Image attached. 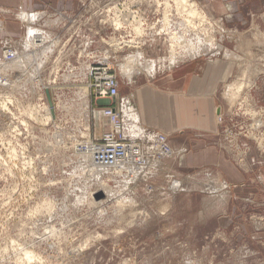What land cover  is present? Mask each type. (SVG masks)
Wrapping results in <instances>:
<instances>
[{"label":"rangeland","instance_id":"374dc122","mask_svg":"<svg viewBox=\"0 0 264 264\" xmlns=\"http://www.w3.org/2000/svg\"><path fill=\"white\" fill-rule=\"evenodd\" d=\"M193 1L199 7L195 20L174 0H0L2 29L23 25L0 36V59L9 45L36 60L34 73L42 69L41 85L28 97L13 90L22 106L0 108V132L24 126L20 137L15 132L16 138L3 139L0 134V264H264V0H235L236 19L234 12L215 15L211 0ZM23 12L38 18L23 24L18 16ZM117 17L120 27L114 24ZM190 20L200 32L189 28ZM29 27L43 43L26 47ZM173 34L180 39L173 41ZM206 37L212 42L208 51L192 55L179 47V52L178 46L189 41L196 46ZM91 39L85 52L83 46ZM225 57L235 65L215 94L220 122L217 126L215 118L217 129L207 140L247 175L244 186L230 182L215 167L190 165L186 141L199 133L169 137L146 132L140 117L139 94L145 86L158 87L167 77L179 79ZM102 61L114 67L121 81L126 137L144 140L151 149V137L162 133L173 151L153 160L155 165L137 185L116 183L103 169L90 172L83 132L88 124V139L100 137L94 130V110L107 103L87 93L85 110L83 73L74 75L73 69ZM153 63L157 72L150 74L147 65ZM21 76L27 91L31 83ZM238 81L245 86L229 99L228 87ZM49 89L50 118L45 121L40 111L36 120V112L28 120L24 103L29 98L35 110ZM78 89L83 90L76 95ZM10 91L6 89L4 98L15 101L7 95ZM11 113L16 114L14 122ZM23 248L40 261L29 262Z\"/></svg>","mask_w":264,"mask_h":264},{"label":"crops","instance_id":"0c3cea01","mask_svg":"<svg viewBox=\"0 0 264 264\" xmlns=\"http://www.w3.org/2000/svg\"><path fill=\"white\" fill-rule=\"evenodd\" d=\"M235 3L233 0H211L214 14L219 15V18L222 17L221 14L234 12L232 18L236 19V12L239 9ZM0 25L1 36L6 29L2 30V23ZM10 25L6 27V33L23 28V25H18L17 28ZM225 60L205 62L203 66L190 70V74L180 76L179 79L167 77L158 87L145 86L143 92L139 94L140 117L146 132L159 131L169 137L185 135L187 131L199 133L186 141L190 147L188 148L191 154L190 165L199 170L215 167L225 178L230 179V182L237 181L244 186L248 181L247 175L234 168L219 150L208 144L207 140L218 126L215 118L219 114V108L215 107V94L231 78L235 65ZM171 153L173 154L172 150ZM219 221L222 219L219 218L218 223Z\"/></svg>","mask_w":264,"mask_h":264},{"label":"built area","instance_id":"2783aa9c","mask_svg":"<svg viewBox=\"0 0 264 264\" xmlns=\"http://www.w3.org/2000/svg\"><path fill=\"white\" fill-rule=\"evenodd\" d=\"M91 44H93V39L87 41L84 44L83 49L85 52L91 48ZM14 49H15L14 47L9 46V49L4 53L5 60L7 61L13 60ZM0 61H4V59H0ZM78 71L83 73L82 75L85 82L82 85L86 86L85 89L87 90L88 96L89 95L95 96V99L98 102L107 103L105 107L94 110V115H95L93 119L94 130L100 131L101 135L100 137L94 136L93 139H91L90 137V144L88 147L84 146L85 150L90 151L93 164L96 165L97 167L104 168L103 171H106V173H111L112 175L111 177L113 179L118 180L119 177H121L125 179V181L128 183L137 182L140 175V173L138 174L137 172L139 169L133 166H125L126 164L124 162H128V161L132 163L142 162L140 166L141 168H145V169L149 168L150 162L152 163L153 160L163 159L164 156L167 157V155L171 153L169 146V137L162 133H158L154 137L152 136L151 139L153 138L152 144L154 147L151 149L148 148L149 143L144 140L137 141L132 138L126 137L127 124L123 117V109H121L123 105H121L120 95H119L120 82L115 74L114 67L111 66L108 61L106 63L104 61L98 63H92L89 66H85V68L79 67L78 70L74 68L73 69L74 75L75 73H78ZM41 72L42 69H40L38 72H35L37 73L38 81L41 80L40 79ZM39 85H41V83ZM5 92L6 89L0 87L1 110H5V111L8 110L9 105L19 108L15 101H9L7 100V97L4 98ZM40 97L41 99L39 100V103L42 104V106L40 104H38V106L41 108L42 114L44 115L46 113L50 114V112H47L45 110V106L48 108L47 98L44 95ZM10 98L16 99L14 98V93H12ZM57 102H61V97L57 98ZM30 108L33 109L32 105ZM97 112H100L101 114L100 127L99 125H97L99 121L97 118ZM15 115L16 114L11 113L12 122L15 121L16 118ZM29 119L30 121H33L34 115L33 117H28V120ZM21 127L23 129L24 126ZM25 128L27 129L30 135L31 133L30 128L29 127H25ZM21 130L19 125L15 124L13 127H10V130H8V128L3 129L0 132V134L2 138H6L5 136L7 132H11L13 138H16V133L17 136H19ZM87 131L90 134H92L91 127L88 124L85 129V132ZM122 169L123 171L120 174V171Z\"/></svg>","mask_w":264,"mask_h":264},{"label":"bare ground","instance_id":"6f19581e","mask_svg":"<svg viewBox=\"0 0 264 264\" xmlns=\"http://www.w3.org/2000/svg\"><path fill=\"white\" fill-rule=\"evenodd\" d=\"M175 1V4L177 5V6H179V7H187L189 10H190V12H188V13H190V16H194V20H195V17H197V16H199V13H198V5H197V3L195 2V1H193V0H174ZM116 9V8H115ZM121 13V12H120ZM186 13V12H185ZM203 14V13H202ZM205 14V13H204ZM19 16V18H20V20L23 22V24H30V23H33L35 20H36V18H38V15L37 14H35L34 12H32V13H22L21 15H18ZM200 17H201V15H200ZM130 18H132V17H130ZM202 19H203V17H202ZM206 20H208V19H206ZM134 21V20H133ZM127 22V21H126ZM189 22H192L191 20L189 21ZM188 22V25H189V28L194 32V31H196V33H197V30H198V32H200V30H199V26L198 25H196V23H189ZM210 22V21H209ZM123 23V22H122ZM199 23V22H198ZM114 24H115V26L116 27H120V24H121V22H120V19H119V17H117V19L114 21ZM201 24V23H200ZM205 24V23H204ZM213 25V24H212ZM202 26V25H201ZM209 26H211V25H209ZM212 27V26H211ZM119 29V28H118ZM136 29V28H135ZM138 29V28H137ZM136 29V30H137ZM189 29V30H190ZM204 29V28H203ZM3 30V29H2ZM185 30V29H184ZM143 31V30H142ZM142 31H140L141 33H142ZM205 31V30H204ZM211 31V30H210ZM35 32H37V30L36 29H33V28H31V27H29L28 28V36H27V38H26V40H27V43H26V47H31V43H33L34 42V45L33 46H35V44L36 43H38L39 41H43L42 39L40 40V36H37L36 37V34H35ZM162 32V31H161ZM170 32V31H169ZM192 32V33H193ZM207 32V31H206ZM135 33V32H134ZM136 33H137V31H136ZM179 33V32H178ZM184 33H185V31H184ZM138 34V33H137ZM137 34H135V35H137ZM175 34V33H174ZM173 34V35H174ZM139 35V34H138ZM207 35V34H206ZM209 35V34H208ZM140 36H141V34H140ZM177 35H174V36H172L171 37V39L173 40V41H176L177 40V38L178 39H180L179 37H176ZM187 36V35H186ZM191 36H192V34H191ZM194 36V35H193ZM195 36H198V35H196L195 34ZM200 36V35H199ZM210 37V36H209ZM137 38V37H136ZM192 38L193 37H191V41H192ZM198 38V37H197ZM196 38V39H197ZM199 38H201V37H199ZM208 37H206V39H207ZM212 38V37H211ZM188 39V38H187ZM190 39V38H189ZM205 38L203 39V40H205V41H203V42H199V43H197L198 45H192V43H189L188 42V44L189 45H181V46H178V49H179V47L180 48H184L185 50H187V52H189V54H192L193 55V52L196 54H198V52H195V51H200V52H204V51H208V48L210 47V44L212 43L211 42V40H206ZM180 41H183V40H180ZM180 41L178 40V44L180 43ZM188 41V40H187ZM193 41H194V39H193ZM199 41V40H198ZM104 42V41H103ZM184 42V41H183ZM195 42V41H194ZM194 42H193V44H194ZM211 42V43H210ZM43 43V42H42ZM174 43V42H173ZM176 43V42H175ZM176 43V44H177ZM210 43V44H209ZM186 44V43H185ZM215 45H216V42H215ZM177 46H172L171 45V47L172 48H177ZM209 46V47H208ZM218 46V45H217ZM215 47V46H214ZM172 48H171V50H172ZM212 48H213V45H212ZM9 49V45H7V47L5 48V50L3 51V55H4V53L7 51ZM183 49V50H184ZM214 49V48H213ZM27 50V49H26ZM185 50H184V52H185ZM215 50V49H214ZM175 51V50H174ZM213 51V50H212ZM216 51V50H215ZM173 52V51H172ZM179 52H180V49H179ZM178 52V53H179ZM183 52V53H184ZM209 52H211V51H209ZM208 52V53H209ZM138 53V52H137ZM173 53H175V52H173ZM177 53V52H176ZM181 53V52H180ZM207 53V52H206ZM212 53V52H211ZM194 54V55H195ZM210 54V53H209ZM13 55H14V58H13V60H11V61H7V60H5V55H4V57L3 58H1V59H4V61H0V87H2V88H4V89H11L12 91H10V92H8L7 93V95L9 96V97H11V95H12V92H13V90H15V91H20V90H22V93L25 95V94H27L25 97H28V92H30L31 90H33V89H35V88H39V84H40V81H38V79H37V73H34V71L35 70H37V68H35V59L34 60H32L30 57H28L26 54H24V52L23 51H19V52H17L15 49L13 50ZM185 55V54H184ZM200 55H203V54H200ZM173 56H175V55H173ZM176 56H178V55H176ZM175 56V60L176 59H178V57H176ZM180 56V55H179ZM187 56V55H186ZM190 56V55H189ZM138 57V56H137ZM181 57V56H180ZM180 57H179V59H180ZM184 57V56H183ZM139 58V57H138ZM226 58V57H225ZM234 58H235V56H234ZM233 58V59H234ZM172 59V58H171ZM192 59H194V58H192ZM227 59V58H226ZM175 60H174V62H175ZM125 61V60H124ZM131 61V60H130ZM129 61V62H130ZM141 61V60H140ZM145 61V60H144ZM233 61V60H232ZM37 62L39 63V64H41L42 63V58L41 57H38L37 58ZM133 63L134 62H136V61H134V59H133V61H132ZM138 62V63H137ZM137 64H139V61L137 60ZM152 62V61H151ZM150 62V63H151ZM135 63V64H136ZM163 63V62H162ZM176 63V62H175ZM128 64H130V67H131V64L132 63H127V64H125L126 66L128 65ZM134 65V64H133ZM132 65V67L134 68V66ZM143 65V64H142ZM129 66V65H128ZM137 66V65H136ZM141 66V64H139V67ZM144 66V65H143ZM147 66H149V69H148V67H147V71L150 73V74H154V73H156L157 72V64H150V65H147ZM142 67V66H141ZM128 68V67H127ZM126 68V69H127ZM124 69V68H123ZM122 69V70H123ZM129 69V68H128ZM138 69V68H137ZM15 70H17L18 72H19V74H15V75H13L12 74V72L13 71H15ZM123 71H125V70H123ZM130 71H131V69H130ZM139 71V70H138ZM132 72V71H131ZM134 72V71H133ZM136 73V72H135ZM134 73V74H135ZM147 73V72H146ZM21 75H23V76H25V78H26V80L28 81V82H30L31 83V85H30V87H28L27 88V91H26V89H24L23 87L24 86H22L23 85V83H22V81H21ZM131 75V74H130ZM133 76V75H132ZM150 76V75H149ZM36 82V83H35ZM121 82V81H120ZM245 86V84L242 82V81H238V82H235V83H233L232 85H230L229 87H228V90H227V92H228V97H229V99L230 98H232L233 96H238V94L240 93V92H242L241 90L243 89V87ZM24 89V90H23ZM82 90L83 89H78V91L76 92V95H78V94H81L82 93ZM25 92V93H24ZM33 94V93H32ZM34 95V94H33ZM37 95V94H36ZM35 95V96H36ZM44 95V94H43ZM83 95L84 96H86L87 95V90L85 89V90H83ZM34 96V97H35ZM46 96H50L51 97V90L49 89V90H46V94H45V97ZM17 99V98H16ZM15 99V101H16V104H17V106L19 107L20 105H21V101H18V100H16ZM51 100H52V97H51ZM89 100H88V98H87V96H86V103L83 105V108L85 109V110H87L88 108H89V106H88V104H87V102H88ZM49 102H50V100H49V98H48V104H49ZM31 104H33V103H31L30 102V99L28 98V101L27 102H25L24 103V105L25 106H27V108L25 107H22L24 110H23V112L25 113V114H27V116H29V117H33V115L35 114V112H36V118H35V120L38 118V116H39V113H40V111H41V108L37 105V104H35V110L34 109H32V108H30V107H28L29 105H31ZM51 105V104H50ZM50 105H48V108L45 106V110L47 111V112H51V109H49V106ZM82 110V109H81ZM221 110V109H220ZM222 112V111H221ZM82 115H84L86 118H87V115H88V113H84V114H82ZM218 115H221L220 113L218 114ZM50 116H51V114H49V113H46L45 114V117H43L44 118V120L46 121V120H48L49 118H50ZM100 116H101V114H100V112H97V118H98V124L97 125H99V127L101 126L100 125ZM128 116L130 117V118H133L132 117V115L131 114H128ZM217 119H218V122H220L219 120H220V116H218V117H216ZM218 125V124H217ZM134 129H136L135 131H137V129L140 131V126H138V127H135ZM138 133V132H137ZM142 133H143V129H142ZM89 136H90V133L87 131V132H83V137H84V139H85V143L83 144V145H85L86 144V146L88 147L89 146V144H90V139H88L89 138ZM6 138H3V139H7V138H13V136L11 135V133L10 132H7V134H6V136H5ZM14 139V138H13ZM151 140V139H150ZM4 143V142H3ZM60 143V142H59ZM58 143V144H59ZM88 151V153H89V161H88V163L90 164V166L93 168V170L91 171L90 170V172H91V174H92V172H96V169L98 170V169H100V170H104V168H102V167H97L96 165H94L93 164V160H92V156H91V154H90V151L89 150H87ZM6 152V151H5ZM13 154H18L17 152H16V150L14 149L13 150V152H12ZM85 153H87V152H85ZM82 154H84V153H82ZM16 156V155H15ZM22 156V155H21ZM126 165L125 166H133V167H137L139 170L137 171L138 172V174L140 173V175H139V178H138V180H137V182H135V183H128V182H126L125 181V179H123V178H121V177H119V179L118 180H115V181H117L116 183H118V182H120V183H122V185H128L129 186V184H133V185H137V184H139V182H141V180L142 179H144V178H146V169L145 168H141L140 166H141V164H142V162L141 163H132V162H130V161H128V162H124ZM123 163V164H124ZM31 165V164H30ZM155 164H154V162L153 163H151L150 162V167H153ZM124 166V167H125ZM89 167V166H88ZM90 168V167H89ZM88 168V169H89ZM8 170V169H7ZM99 171V170H98ZM122 171H123V169L120 171V174L122 173ZM93 173V174H94ZM97 173V172H96ZM100 174V173H99ZM98 175V174H97ZM95 178H97V177H95ZM98 179V178H97ZM95 180V179H94ZM125 181V182H124ZM125 188H127V187H125ZM120 203H121V201H120ZM119 203V204H120ZM123 204V203H122ZM117 206V205H116ZM255 226V225H254ZM256 228V227H255ZM12 243V242H11ZM15 244V243H14ZM17 244V243H16ZM13 245V244H12ZM14 246V245H13ZM20 251V250H19ZM22 253H23V257L24 258H26L29 262H36V261H40V257H38V256H36L33 252H31V251H29V250H27L26 248L24 249L23 248V250H22ZM21 254V253H20ZM21 256V255H20ZM22 257V258H23ZM23 260V259H22Z\"/></svg>","mask_w":264,"mask_h":264}]
</instances>
